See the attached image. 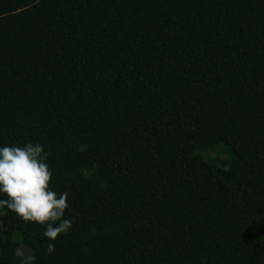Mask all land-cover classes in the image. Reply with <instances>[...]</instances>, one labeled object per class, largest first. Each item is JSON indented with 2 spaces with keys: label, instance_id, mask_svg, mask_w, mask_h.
Here are the masks:
<instances>
[{
  "label": "trees",
  "instance_id": "trees-1",
  "mask_svg": "<svg viewBox=\"0 0 264 264\" xmlns=\"http://www.w3.org/2000/svg\"><path fill=\"white\" fill-rule=\"evenodd\" d=\"M37 142L72 227L0 208V264H264V0H0V147Z\"/></svg>",
  "mask_w": 264,
  "mask_h": 264
},
{
  "label": "clouds",
  "instance_id": "clouds-1",
  "mask_svg": "<svg viewBox=\"0 0 264 264\" xmlns=\"http://www.w3.org/2000/svg\"><path fill=\"white\" fill-rule=\"evenodd\" d=\"M40 143L0 147V208H7L28 223L45 226L44 237L55 241L67 233L72 221L63 219L68 209V192L57 193L51 188L53 172ZM49 243L45 254L54 251ZM31 261L35 257L29 258Z\"/></svg>",
  "mask_w": 264,
  "mask_h": 264
},
{
  "label": "rangeland",
  "instance_id": "rangeland-1",
  "mask_svg": "<svg viewBox=\"0 0 264 264\" xmlns=\"http://www.w3.org/2000/svg\"><path fill=\"white\" fill-rule=\"evenodd\" d=\"M221 149H222V148H221ZM221 152H222V155L220 156V158L226 156V155H225V151H221ZM219 153H220V152H219ZM213 157H214V158H217V157H219V155H215V154H214ZM18 251L20 252V254H23V253H24V249H23V247H21L20 243H18Z\"/></svg>",
  "mask_w": 264,
  "mask_h": 264
}]
</instances>
